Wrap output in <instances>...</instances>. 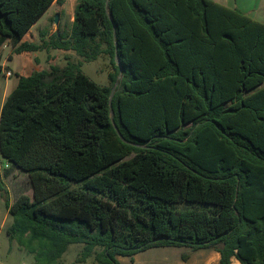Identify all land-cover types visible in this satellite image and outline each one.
<instances>
[{"label":"trees","instance_id":"16d2710c","mask_svg":"<svg viewBox=\"0 0 264 264\" xmlns=\"http://www.w3.org/2000/svg\"><path fill=\"white\" fill-rule=\"evenodd\" d=\"M54 2L0 0V48L114 72L100 87L66 57L17 76L0 156L31 196L6 203L9 240L35 264L70 245L96 264L157 247L264 264V23L213 0H75L69 33L21 41Z\"/></svg>","mask_w":264,"mask_h":264},{"label":"rangeland","instance_id":"374dc122","mask_svg":"<svg viewBox=\"0 0 264 264\" xmlns=\"http://www.w3.org/2000/svg\"><path fill=\"white\" fill-rule=\"evenodd\" d=\"M258 2L261 7L260 10L258 9L255 18L262 21L264 20V0H258ZM74 5L75 0L74 3L66 0L64 1V7H59L60 10H57L58 6L54 5L48 16H41L31 29L35 42L40 44L42 41L48 40L54 33H69L73 20H70V18L73 14ZM56 14L58 18L55 24L54 16ZM29 38L30 36L26 37V39ZM0 51L2 53L0 97H2V93L5 92L8 95L13 90L17 84L18 75H28L37 70H49L51 65L63 67L66 64V57L74 63L82 62L81 71L83 74L100 87L110 86L108 75L114 72L110 58L105 54L99 55L96 60L86 62L71 51L62 52L50 49L37 51L28 58L27 56H15L11 52L9 42L5 43ZM29 62L30 68L28 66ZM6 72L11 73L9 78H6ZM0 181L3 183V189H0V264H35L33 254L29 253L25 247L18 245L16 241H10L6 234V228L12 222L6 203L11 204L20 194L31 196L29 177L26 172L12 166L0 156ZM176 206L182 208L184 205L178 204ZM81 250V245H70L56 264H96L93 256L87 258L84 262H79ZM183 256L187 257L186 260L183 259ZM119 259L122 264H219V255L215 251H193L187 247L150 248L134 255L132 258L120 257ZM232 264L238 263L232 260Z\"/></svg>","mask_w":264,"mask_h":264},{"label":"crops","instance_id":"0c3cea01","mask_svg":"<svg viewBox=\"0 0 264 264\" xmlns=\"http://www.w3.org/2000/svg\"><path fill=\"white\" fill-rule=\"evenodd\" d=\"M64 1H66V0H64ZM64 1H63V4L60 6L61 8H63L64 7ZM71 1H73V3H74V0H70V2ZM214 2H216V3H219V4H221V5H224V6H226V7H228V8H238L239 10H241L243 13H245L247 16H249V17H251V18H253L254 20H257V21H259L258 19H256L255 18V15H257L258 14V11L260 10V7L261 6H259V2H258V0H254V1H251L250 2V0H232V1H230V0H213ZM255 1H256V4H255ZM55 5V2L46 10V12L43 14V15H46V16H48V14H49V12H50V10H51V8L53 7ZM75 6V5H74ZM259 9V10H258ZM57 10H60V8H58ZM42 15V16H43ZM73 19V14H72V16H71V18H70V20H72ZM73 21V20H72ZM259 22H261V23H264V20H262V21H259ZM72 23V22H71ZM31 29H32V27L29 29V31L22 37V39H21V41H27V42H32V43H35V44H37L36 42H35V40H34V34H32L31 33ZM27 36H30V38L29 39H26V37ZM60 51V50H59ZM11 52H12V48H11ZM63 52V51H62ZM34 53H36V52H34ZM15 56H27L28 58L30 57V56H32L33 55V53H22V54H19V55H17V54H14ZM30 61V60H29ZM28 66H29V68H30V62L28 63ZM28 68V69H29ZM27 70V69H26ZM38 71V70H37ZM21 75V74H20ZM3 95H1L2 97H0V110H1V106H2V104H3V102H4V100H5V98H6V96H7V94L4 92V93H2ZM120 257H117V260L120 262V259H119Z\"/></svg>","mask_w":264,"mask_h":264},{"label":"water","instance_id":"95a60500","mask_svg":"<svg viewBox=\"0 0 264 264\" xmlns=\"http://www.w3.org/2000/svg\"><path fill=\"white\" fill-rule=\"evenodd\" d=\"M57 18H58V15L56 14L55 16H54V23L56 24L57 23ZM115 63H116V65L118 66V68H119V70L121 71V67H120V65H119V62H118V59H117V57H116V53H115ZM111 96H112V93L110 94V97H109V101H110V99H111ZM124 141V140H123Z\"/></svg>","mask_w":264,"mask_h":264},{"label":"built area","instance_id":"2783aa9c","mask_svg":"<svg viewBox=\"0 0 264 264\" xmlns=\"http://www.w3.org/2000/svg\"><path fill=\"white\" fill-rule=\"evenodd\" d=\"M5 76H6V78H9L11 76V73L10 72H6Z\"/></svg>","mask_w":264,"mask_h":264}]
</instances>
